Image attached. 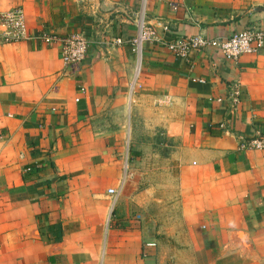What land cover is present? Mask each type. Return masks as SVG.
<instances>
[{"label": "crops", "instance_id": "obj_1", "mask_svg": "<svg viewBox=\"0 0 264 264\" xmlns=\"http://www.w3.org/2000/svg\"><path fill=\"white\" fill-rule=\"evenodd\" d=\"M142 2L100 0L106 21L91 0H0L32 35L88 40L77 66L58 43H0V264H264V48L166 47L264 21V0H145L137 61ZM132 151L152 183L114 187Z\"/></svg>", "mask_w": 264, "mask_h": 264}, {"label": "built area", "instance_id": "obj_2", "mask_svg": "<svg viewBox=\"0 0 264 264\" xmlns=\"http://www.w3.org/2000/svg\"><path fill=\"white\" fill-rule=\"evenodd\" d=\"M142 8L135 14L137 34L131 40L137 55L140 56L143 43L151 36V31L145 26L144 1ZM37 40L45 45L58 43L60 57L68 66H77L85 58L88 49V40L82 34H71L58 36L52 32L39 30L35 34L28 32L24 11L21 6H13L6 10H0V43H17L25 40ZM121 43V39H116ZM166 47L179 57H186L192 51L214 49L225 59H237L241 56L255 55L264 48V21H257L246 28L236 31L228 36L206 37L194 35L178 38L167 43ZM239 85H231L232 97L236 99L240 94ZM256 148L264 147V140H255ZM107 194L115 199L118 191L115 188H108ZM153 246L154 244H147Z\"/></svg>", "mask_w": 264, "mask_h": 264}, {"label": "rangeland", "instance_id": "obj_3", "mask_svg": "<svg viewBox=\"0 0 264 264\" xmlns=\"http://www.w3.org/2000/svg\"><path fill=\"white\" fill-rule=\"evenodd\" d=\"M141 8H142V5H141ZM137 61H139V56L137 58ZM137 66H139V65L137 64ZM130 150H131V146H130ZM136 157H137V155L134 154L133 151H132V154L130 153V156L128 157V159L122 161L121 173H120V181L114 187H116L119 184L121 185L122 183L127 182L129 180H130V182H132L136 178L138 179V183L139 182L143 183V186H145V187L149 186L152 183V181L149 179V177L151 176L150 174L145 175V176H141V177L134 176V174H133L134 173V170L133 169H135V167L133 165H134V160H136L135 159ZM149 171H151V169ZM143 172H144V170H143ZM112 205H114V203H112ZM111 207L113 208L112 210H115L116 209L115 208L116 205L115 206H111ZM148 212H149L148 213L149 214L148 216H151V215L156 214L158 211L156 209H149ZM144 222H146V220H144ZM160 225L161 224L154 225L152 223H146L145 224L146 231L148 230L149 233H154L155 231H157V228ZM164 242H166V241H164ZM174 244H175V246H178L179 247V244L172 242V245H174ZM193 256L192 255L191 256H183L180 252L176 251V255L175 256H171V255L165 256L163 258L164 259L163 260L164 261L163 263L164 264H168V263L170 264V262H172L173 264L174 263L175 264H188V260L189 259H192ZM166 257L170 258V260H167Z\"/></svg>", "mask_w": 264, "mask_h": 264}, {"label": "water", "instance_id": "obj_4", "mask_svg": "<svg viewBox=\"0 0 264 264\" xmlns=\"http://www.w3.org/2000/svg\"><path fill=\"white\" fill-rule=\"evenodd\" d=\"M91 5L94 6L95 14L104 20L108 21L114 11H102L100 8V0H91ZM134 23H136V17H134ZM146 26V24H145Z\"/></svg>", "mask_w": 264, "mask_h": 264}, {"label": "bare ground", "instance_id": "obj_5", "mask_svg": "<svg viewBox=\"0 0 264 264\" xmlns=\"http://www.w3.org/2000/svg\"><path fill=\"white\" fill-rule=\"evenodd\" d=\"M138 69V68H137Z\"/></svg>", "mask_w": 264, "mask_h": 264}]
</instances>
